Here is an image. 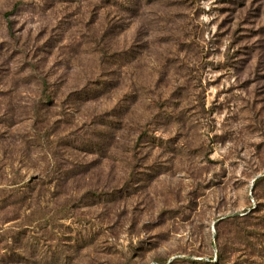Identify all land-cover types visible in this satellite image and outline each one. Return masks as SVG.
Wrapping results in <instances>:
<instances>
[{"label": "rangeland", "instance_id": "obj_1", "mask_svg": "<svg viewBox=\"0 0 264 264\" xmlns=\"http://www.w3.org/2000/svg\"><path fill=\"white\" fill-rule=\"evenodd\" d=\"M0 264H264V0H0Z\"/></svg>", "mask_w": 264, "mask_h": 264}]
</instances>
